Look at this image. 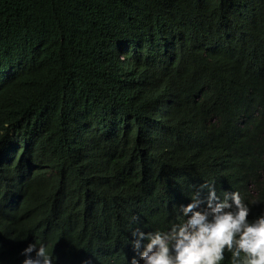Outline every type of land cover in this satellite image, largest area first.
<instances>
[{
  "label": "trees",
  "instance_id": "1",
  "mask_svg": "<svg viewBox=\"0 0 264 264\" xmlns=\"http://www.w3.org/2000/svg\"><path fill=\"white\" fill-rule=\"evenodd\" d=\"M207 182L264 213V0H0V264H129Z\"/></svg>",
  "mask_w": 264,
  "mask_h": 264
},
{
  "label": "clouds",
  "instance_id": "2",
  "mask_svg": "<svg viewBox=\"0 0 264 264\" xmlns=\"http://www.w3.org/2000/svg\"><path fill=\"white\" fill-rule=\"evenodd\" d=\"M174 209L166 230H131L129 264H222L226 253L231 264H264V213L249 219L251 208L238 191L221 199L213 182L203 183ZM137 220L131 217L129 227ZM20 255L21 264H53L43 242L28 243Z\"/></svg>",
  "mask_w": 264,
  "mask_h": 264
}]
</instances>
